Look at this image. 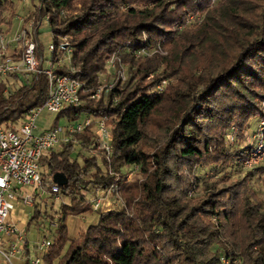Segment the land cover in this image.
<instances>
[{"label":"trees","instance_id":"1","mask_svg":"<svg viewBox=\"0 0 264 264\" xmlns=\"http://www.w3.org/2000/svg\"><path fill=\"white\" fill-rule=\"evenodd\" d=\"M209 1L140 0V6L122 10L120 4L128 0H83L78 10L66 15L63 11L72 9L74 0H39L32 13L34 37L37 39V27L46 15L55 45L50 59L56 62L61 58L64 50L56 47L61 37L67 36L72 47L70 64L75 67L71 71L60 62L54 70L82 82V101L57 111L51 126L59 124L61 116L71 122L80 115H90L104 117L111 133L110 153L97 148L92 123L74 133V140L64 141L41 158L42 188L49 191L53 172L62 171L67 182L59 185V195L69 197L68 203H62L55 239L43 253L41 264H232L222 258L242 256L236 241L222 230L218 205L221 189L216 188L215 181L204 180L205 196L194 201L182 196L185 189L176 192L169 184L180 163L194 167L210 152L211 141L201 137L202 119L246 129L252 117L264 116V92L257 90L264 85V0H222L207 13L200 33L174 29L186 11H201ZM8 8H13L12 0H0V23ZM168 41L184 43L185 49L205 46L211 50V57L209 54L186 71L181 68L182 61L176 63L169 54L155 53L143 59L134 54L146 47L165 48ZM111 52L127 62L128 76L123 81L117 79L105 96L89 98L86 90L98 83L99 71ZM36 53L43 55L38 39ZM201 53L206 55L202 49ZM163 61L166 64L161 73L147 80ZM167 76L182 81L181 86H172L167 96L165 90H149ZM8 77L19 83L7 89L6 81L0 79V123L21 119L47 94L44 71L32 74L27 81L16 72H9ZM159 106L165 108L166 116L169 110L170 119L176 122L166 127L170 130L163 143L148 151V139L155 138L149 121ZM75 144L79 145L76 157L72 156ZM89 148H96L100 154H84ZM248 149V145L228 151L219 148L228 159L222 160L224 164H233ZM118 159L138 164L143 177L139 181L115 177L121 170ZM94 186H115L112 192L121 199V206L94 209L91 199L86 198ZM93 210L99 212L97 221L79 236L68 238L66 215ZM244 213L249 218L252 215V224L264 225V212L259 208L246 203ZM41 214L36 201L29 221ZM67 239L69 245L62 252ZM250 244L258 249H250ZM245 250L249 264H264L261 241H248Z\"/></svg>","mask_w":264,"mask_h":264},{"label":"rangeland","instance_id":"2","mask_svg":"<svg viewBox=\"0 0 264 264\" xmlns=\"http://www.w3.org/2000/svg\"><path fill=\"white\" fill-rule=\"evenodd\" d=\"M82 1L83 0H74L73 8L66 9L64 14L68 15V13L78 10L82 6ZM221 1L222 0H210L208 5L201 11H186L183 20L176 24L174 29L179 33L185 31H195L196 33H200L204 27L207 13L212 9L219 7ZM12 2L13 8H8L6 10V15L3 18L4 22L0 23V30L6 35L14 32L21 26L31 27L32 19L34 24L32 13L39 4V0H12ZM140 5V0H128L126 3H121L119 7L120 9L125 10L128 6L138 7ZM8 18H10L9 21L7 20ZM7 22H9V25ZM37 39L41 44L43 55L46 58L44 59V65H47V59H50L51 57V50L48 49V44L53 42V40L51 28L46 15L41 18L37 27ZM61 39L69 43L67 36H62ZM183 44L184 43L168 41L165 48L162 46L146 47L135 51L134 54L136 57L142 59L148 57L151 58L155 53H159L160 55L169 54L177 59L176 63L181 60L183 63L181 68L183 70L186 69V71L189 67H193L194 64L197 65L202 59H207L209 54L211 57V50L207 51L205 46L201 47L198 45L194 48L189 47L188 49H185ZM206 44L208 43L206 42L204 45ZM201 49L206 53L205 56L201 53ZM184 53L186 54V57H183ZM70 55L71 53L67 49L61 54V63H65L67 67L70 63ZM165 64L166 62H161L159 68L155 72H151V75L148 76L147 80H149V77L152 75L161 73ZM196 71L200 72V69H196ZM127 76V62L120 60L116 52H111L105 57L104 66L99 71L98 83L94 87L86 90L88 97L97 99L103 95L105 96L109 88L117 79L123 81ZM7 81V89H12L19 83V81L12 77H8ZM178 83L180 84L179 86H181L182 81L167 76L158 81L154 86H151L149 90H165V96H167L168 93L172 91V86ZM257 90L264 92V85ZM95 91L98 92V95L92 97L91 93ZM196 92L198 91L196 90ZM260 98L263 99L262 97ZM167 104L171 105L168 102ZM164 112L165 108L159 106L151 116L149 129L155 138L148 139V145L145 146L148 151H153L158 146L157 144H159V142L163 143L168 136L169 128L166 129V127H168V125L172 127L176 122L175 120L172 121L170 119L172 113L169 110L167 116ZM55 116L56 112H49L46 109L41 110L36 119V130H40L52 124ZM67 123L68 121L65 117L61 116L59 118L60 125H65ZM201 123L202 140H209L212 144L209 146L210 152L194 167L188 163H180L172 178L169 179L170 187L176 192L180 189H185V191L182 192V196L194 201L205 196L206 188L205 184H203L204 180H208L209 183L215 181L214 184L216 185V188L221 189L218 195V205L222 209V230L227 238L236 241L239 249L243 252L242 256L234 255L229 260H227L226 257H223L222 261L226 263L230 262L232 264H249V259L245 250L248 241L256 239L257 241H261L264 245V225H259L257 223L252 224L253 221L250 222L253 219L252 215H250V220V218L244 213L246 203L252 204L253 207L259 208L260 212H264V116L259 119L255 116L252 117L250 119V126L246 129H238V125L236 124H231L229 127L221 126L217 121L211 122L205 119H202ZM247 145L249 146L247 153L243 154V156H238V158L235 159L236 163L235 161L233 164H229V162L227 164L223 163V159H228L225 158L224 154L219 150L220 147L225 151H228L238 146L244 147ZM74 147L72 156L76 157L79 145L75 144ZM83 153L100 154L96 148H89L83 151ZM78 160L82 161L81 155L78 156ZM118 162L121 163V170L115 172V177L121 176L128 181H139L143 177L139 174V166L136 169L133 164L126 163L123 159H118ZM95 188L100 187H91L86 193V198H93V191L98 192ZM114 188L116 187L114 186L113 189ZM25 190L30 193H32V191L37 192V194H34L35 200L33 204L27 205L19 200L14 201L15 207L9 214L8 218L15 222L18 228L24 231L28 249L26 254L29 256L35 254L42 255L43 253L36 249L35 244L44 238L49 239L51 242L54 241L56 225H52L51 221L57 223L59 216L61 215L62 203H68L69 197L63 194L54 197L47 192L40 196L38 193L41 191V187L36 185L28 186ZM112 191L113 190L99 192V206L101 209L111 207L119 208L121 206V199ZM36 201L39 204V209L42 214L38 219H32L29 221V218L33 214ZM98 214L99 212L96 210L67 214L64 223L68 238L79 236L89 224L97 221ZM50 216H53V219H51ZM68 245L69 240L67 239L63 244L62 252L67 249ZM251 247L258 249V247H253V245L251 246L250 244L249 248L251 249ZM21 257L22 256L19 255L12 256L13 264H23L24 260L21 259ZM56 262L57 259H54V263ZM0 264L9 263L0 256Z\"/></svg>","mask_w":264,"mask_h":264},{"label":"built area","instance_id":"3","mask_svg":"<svg viewBox=\"0 0 264 264\" xmlns=\"http://www.w3.org/2000/svg\"><path fill=\"white\" fill-rule=\"evenodd\" d=\"M64 12V11H63ZM47 17V16H46ZM48 19V17H47ZM37 39L34 37L33 19L31 27L21 26L12 34L6 35L0 30V75L16 72L22 80L27 81L32 74L44 71L47 77V94L42 103L31 107L19 120H8L0 123V256L9 264H13L12 256H22L27 264H41L42 255H27V240L22 229L8 217L15 207L14 201L32 205L35 195L23 188L39 186L42 188L41 158L49 151L61 146L64 141L74 140V133L83 131L90 124H94L97 148L104 153L111 152V133L104 117L92 118L83 115L68 122L66 125L51 124L36 130V119L41 110L57 112L69 105H76L82 101V82L68 73L57 72L54 65H59L61 58L56 62L47 59L44 65V55L36 53ZM53 42L48 49H54ZM57 50H69L72 47L68 42L60 39ZM13 54H19L14 58ZM43 59V60H41ZM71 71L75 67L68 64ZM98 92H92L95 97ZM58 146V147H57ZM137 169L138 164H133ZM114 186L95 188L98 192L110 191ZM45 190V189H43ZM54 197L59 196V185L53 183L48 191ZM99 195V194H98ZM91 198L94 209L99 207L100 195ZM56 225L55 221H51ZM51 241L47 238L36 242L35 247L44 253Z\"/></svg>","mask_w":264,"mask_h":264},{"label":"water","instance_id":"4","mask_svg":"<svg viewBox=\"0 0 264 264\" xmlns=\"http://www.w3.org/2000/svg\"><path fill=\"white\" fill-rule=\"evenodd\" d=\"M51 179L58 185H63L67 182V177L62 171H54Z\"/></svg>","mask_w":264,"mask_h":264},{"label":"crops","instance_id":"5","mask_svg":"<svg viewBox=\"0 0 264 264\" xmlns=\"http://www.w3.org/2000/svg\"><path fill=\"white\" fill-rule=\"evenodd\" d=\"M3 22H4V21H2L1 23H3ZM7 24L9 25V22H7ZM12 33H13V32H11L10 34H12ZM0 79L6 81V83L8 82L7 79L5 78V75H0ZM5 79H6V80H5ZM23 191H26L25 188H23ZM34 192H36V191H32L33 194H34ZM46 192L49 193L48 191L41 189V191L38 193V195L42 196V195L45 194ZM93 192H94V196H93V197H95L96 195L99 194V192H95V191H93Z\"/></svg>","mask_w":264,"mask_h":264}]
</instances>
